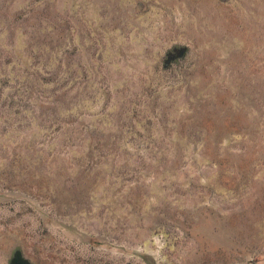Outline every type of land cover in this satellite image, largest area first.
I'll return each mask as SVG.
<instances>
[{
  "label": "rangeland",
  "instance_id": "obj_1",
  "mask_svg": "<svg viewBox=\"0 0 264 264\" xmlns=\"http://www.w3.org/2000/svg\"><path fill=\"white\" fill-rule=\"evenodd\" d=\"M17 249L264 264V0H0V264Z\"/></svg>",
  "mask_w": 264,
  "mask_h": 264
},
{
  "label": "water",
  "instance_id": "obj_2",
  "mask_svg": "<svg viewBox=\"0 0 264 264\" xmlns=\"http://www.w3.org/2000/svg\"><path fill=\"white\" fill-rule=\"evenodd\" d=\"M226 2L227 0H221ZM189 48L187 46H174L166 54V60L164 61V68L167 69L173 62H179L187 55ZM9 264H32L26 259L20 249L13 252L12 258Z\"/></svg>",
  "mask_w": 264,
  "mask_h": 264
}]
</instances>
